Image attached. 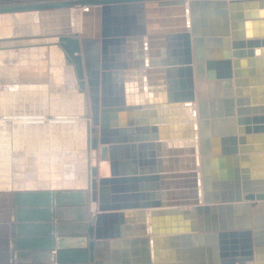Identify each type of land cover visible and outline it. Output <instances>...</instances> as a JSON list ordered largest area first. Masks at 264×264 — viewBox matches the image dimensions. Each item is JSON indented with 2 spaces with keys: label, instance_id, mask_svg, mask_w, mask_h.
I'll list each match as a JSON object with an SVG mask.
<instances>
[{
  "label": "water",
  "instance_id": "95a60500",
  "mask_svg": "<svg viewBox=\"0 0 264 264\" xmlns=\"http://www.w3.org/2000/svg\"><path fill=\"white\" fill-rule=\"evenodd\" d=\"M67 7L86 8L81 31L60 34L56 44L72 66L67 73H74L78 88L89 96L95 134L90 146L110 171L104 175L99 166H90L91 197L99 213L88 229V248L58 250L56 263L102 264L103 250L124 244L142 245L144 264H181L185 253L178 245L170 250V242L193 239L200 245L212 241L208 251L201 250V264H264V187L257 186L264 182V136L255 135L264 131V118L249 116L252 107L264 104V0H66L0 6V14H11L13 34L39 35V12ZM33 13H38L34 19ZM25 19L35 27L21 31ZM17 64L0 60L4 71L7 66L17 70ZM159 66L168 78L170 99L187 110L151 125L155 131L160 125L180 130L185 123L186 132L143 142L153 148L173 140L186 150L181 157L160 155L159 168L139 172L136 161L121 158L123 150L137 147L136 141L119 134L136 126L139 107L148 127L153 67ZM173 72L181 78L174 90ZM39 80H47L45 67ZM221 84L228 88L231 107L240 104L241 116V156L230 158L240 163L241 172L236 188L229 189L219 187L227 179L223 167L229 159L210 147L208 127ZM125 115L129 119H113ZM145 209H152L149 218Z\"/></svg>",
  "mask_w": 264,
  "mask_h": 264
},
{
  "label": "crops",
  "instance_id": "0c3cea01",
  "mask_svg": "<svg viewBox=\"0 0 264 264\" xmlns=\"http://www.w3.org/2000/svg\"><path fill=\"white\" fill-rule=\"evenodd\" d=\"M155 59H157V62L162 60L161 57H156ZM161 68L162 66L153 67L155 73H153L154 81L151 82L150 86L151 103H149V107L151 109L146 111L148 113V127L143 124L144 107H139L137 111L141 115L135 120L136 126L133 128H122L123 132L119 134L122 140L128 142H131V140L136 141L135 145L137 147L123 150L121 158L126 162L129 160L131 162L136 161V167L139 172L149 173L159 168L161 165L158 163L160 155L168 158L181 157L183 150H186L185 146L178 147L174 145L173 140L169 141V145L168 143L163 146L156 144L153 148L146 146L143 142L163 135L186 132L187 124L185 123L180 125L182 126L180 130L177 126L164 129L165 127L160 125L159 129L155 131L151 125L157 120L160 122L164 117H173L177 112L183 114L187 110L185 107L179 106L183 105V102L170 99L167 85L168 78L165 73L159 72ZM143 72L145 73V70ZM180 79V75L173 72L171 79H169L173 90L176 82H180ZM113 81L116 82V85H113L115 89L121 83L119 76H115ZM145 84L147 85V83ZM116 89L118 90L119 87ZM217 91H219V100L214 105L215 111L211 109V106L209 108L208 127L209 138L212 142L210 147H217L219 157L224 156L229 159L223 167L227 179L219 181V187L226 189L236 188L239 180V177L237 180V175L241 172L240 163L230 158H235L236 154L237 157H240V151L243 146L239 121L241 116L238 114L240 104L235 102L232 108L231 104L227 102L228 88L226 86L221 84L217 87ZM173 93L175 92L173 91ZM148 96V92L145 90L144 98L148 99ZM194 107L197 110L196 103H194ZM232 110L233 117L231 116ZM213 113L216 114V117L212 116ZM249 116L253 121L254 118H264V104L255 108L252 107ZM124 117L115 116L113 119L116 122L117 119H129L126 115ZM90 121L92 122V120ZM195 133L199 136L198 128ZM255 135L264 136V131H260ZM198 139L196 138V140ZM213 140H216L217 146L213 145ZM258 144H261V142H255V145ZM178 151L179 153H177ZM29 153L33 159L35 157L34 152ZM46 153V150L37 152V159L41 158L43 160L46 157ZM63 153L65 158L68 153H70L68 157L74 153L77 154V152L72 150H65ZM86 153L89 156L88 165L85 162L86 171L80 170L78 177L73 178V181H69L66 185H55L54 179H45V174L40 175L38 173L39 168L37 169L33 166L34 172L31 171L33 174L31 179L37 182L35 186L0 189V264H57L56 252L58 250L88 248V229L90 224L94 223V217L99 213L98 203L93 202L91 197L90 166H99L100 151H86L84 154L85 158ZM60 155L62 156L61 153ZM153 159L155 163H152ZM96 160L98 165H94ZM164 165L171 167L175 163L165 162ZM79 180H82L85 184H78ZM257 186L264 187V182ZM181 209L186 210L189 207ZM151 210H144L147 218H149ZM148 236L153 238L151 232H148ZM211 244L212 241L208 242L207 240L201 242L200 245L199 241L195 242L193 239H185L179 240L178 244L170 242L171 247L169 249H175V246L178 245L179 249L185 253V260L183 259L181 264H201L200 261L202 262V259L199 257L201 250L203 252L208 251L212 247ZM143 253L144 248L142 245L121 244L119 246H110L103 250L104 258L102 264H128L126 262L127 259L131 261L129 264H144ZM135 257H137V262L133 260Z\"/></svg>",
  "mask_w": 264,
  "mask_h": 264
},
{
  "label": "rangeland",
  "instance_id": "374dc122",
  "mask_svg": "<svg viewBox=\"0 0 264 264\" xmlns=\"http://www.w3.org/2000/svg\"><path fill=\"white\" fill-rule=\"evenodd\" d=\"M60 1H66V0H0V6L28 4V3H36V2L53 3ZM68 8L71 7H67L63 9H53V10L49 9L44 11L45 13L46 12L59 13L62 10L63 11L67 10ZM41 12L42 11H40V13ZM9 15H10L9 13L8 14L2 13L0 14V17L6 18ZM42 20L43 18L41 15L39 16L40 34L26 35V36L13 34L14 25L12 26L11 23L6 22V27L8 32L4 34L2 37H0V48L3 47L2 49H0V53H4V54L7 52L13 53L16 50L21 49L23 46H27V45H19L20 44L19 41H25L30 39L52 40L54 38H57V42H58V36L60 34L75 35L76 33H79L78 31H70V32L51 31L48 29L50 27L49 25H47L49 26L47 27L46 24L44 23L43 26ZM10 28L12 29L10 30ZM8 43L10 45H8ZM54 46L57 47L59 51L57 50V48H52ZM30 48L37 49L38 51H41L44 54L47 53V55L45 56L46 57L45 69L47 72V80L45 81V83L47 84V88L43 92L35 91L30 93L28 92L23 93V91L17 90L8 93L7 90H3L1 88V86L4 85V82H2V80L0 79V158L1 159L9 158L10 174L12 173L13 176L14 170L12 167L13 166L12 159L14 157L16 158L18 156L19 158V155L26 156V154L30 156L29 152H34L35 157H33L34 160L33 166H35L38 169L40 167L41 158L37 159L38 156L37 152L41 150H46L49 155L51 152H58L57 154L58 157L59 158L62 157V160L58 163V165L54 167L50 164L47 167H45L43 170L45 174L44 176L45 179H49V180L54 179L55 182H57L58 180L59 181L61 180V175L59 172L60 171L63 172V167L65 165L64 164L65 155L63 153L65 152V150L66 151L72 150L77 153H79L81 150L84 152L86 151L89 152L92 150L90 146L91 138L95 136V134H92L91 132V129L93 128V124L90 121L92 119L90 112L89 96L87 93L81 92L80 89L78 88L74 73L73 75L68 73L66 74L65 68L67 67L72 68V66L66 60L65 54L59 45H57L56 43L49 44L43 42L42 44L29 45L26 49H30ZM50 49L57 51L55 53V56L63 60V64L60 65L59 67V69H61V72L60 71L59 72L57 71V73L55 72L56 74L53 77L54 79H52V72H50V69L52 67L49 60ZM22 58L23 55H16L12 59L7 57L4 58L3 60H16L19 68L21 66L20 61ZM29 65L27 67H29ZM70 77L74 81L70 80L68 82L66 80V78H70ZM8 81L9 78L5 83L7 84ZM17 83L19 85L22 84L21 81H18ZM5 92H7L9 95ZM29 94L30 96H28ZM26 117L29 118L42 117V119L38 120L40 123H28L27 121L29 120H26L25 119ZM81 126H83V128ZM81 129H84V133L80 135ZM78 133L80 136L78 135ZM15 135L19 137L16 136L15 138ZM15 139L18 140L19 146L17 145L16 151L17 150L19 151V155H17L18 153L15 152V150L13 151L12 143L15 141ZM21 140L23 142H21ZM51 140L52 141L54 140V142H52ZM59 152L62 154V156L60 155ZM88 159L89 156L86 153L85 162L87 163V165H88ZM97 159L99 158L97 157ZM94 165H98L97 160ZM30 171H33V169L31 168ZM59 181L55 185L59 186L60 185Z\"/></svg>",
  "mask_w": 264,
  "mask_h": 264
},
{
  "label": "bare ground",
  "instance_id": "6f19581e",
  "mask_svg": "<svg viewBox=\"0 0 264 264\" xmlns=\"http://www.w3.org/2000/svg\"><path fill=\"white\" fill-rule=\"evenodd\" d=\"M85 9H86L85 7H71V8H68L67 10H64V11L62 10L59 13L58 12L57 13H47V12L45 13V11H42L41 13L39 12V16L42 15L43 26H44V23L46 24V26L49 25L50 27L49 26H47V27H49L48 29L51 31H59V32L78 31V32H80L81 26H82V12ZM35 14L36 13H33L32 19H34L35 17L38 16L37 15L38 13L36 15ZM6 22L11 23V25L13 26V24L11 22V14L6 18L0 17V37H2L4 34H6L8 32L7 27H6ZM33 26L35 27L34 22L31 23L29 20L25 19L24 25H21L20 27L22 29L21 31H23V30L28 31ZM11 29L12 28H10V30ZM47 40H50V39H30V40H25V41H19V43H20L19 45H35V44H42L43 42L49 43V44L57 43V38H54L50 41H47ZM8 45H10V44L8 43ZM52 48H57V47L54 46ZM57 50H58V48H57ZM56 52L57 51H54L51 49L49 51V55H50L49 60H50V63L52 65V67L50 69V72H52V79H54L53 77L55 76L57 71L61 72V69H59V67H60V65L63 64V60L60 59L59 57L55 56ZM16 55H23V58L20 61L21 66L19 68L17 67L18 68L17 70H15L13 66H8L6 71L2 70L0 67V79L2 80V82H4V85L6 87H8L6 89L7 92L9 93V92L17 91V90L23 91V93H25V92L30 93V92H35V91H39V92L45 91V89L47 88V84L44 83L43 81L39 80V79H41V71L46 65V63L44 65L42 62L45 61V59H46L45 56L47 55V53L44 54L41 51H38L37 49H34V48L33 49L32 48H30V49L21 48V49L14 51L13 53L12 52H10V53L7 52L5 54L0 53V60H3L4 58H7V57L12 59ZM24 55H26L28 57H26ZM31 56H33V58ZM35 56H37V57H35ZM28 65H29V67H27ZM22 68L24 69V72H23ZM65 72L67 74L66 69H65ZM3 75H5V76L3 77ZM8 78H9V81L6 84L5 82L7 81ZM23 79H24V81L25 80L26 81L23 82L22 81ZM33 80H36V81H33ZM18 81H21L22 84L19 85L17 83ZM7 92H5V93H7ZM26 95H27V93H26ZM28 96H30V94ZM76 102H77V100H76ZM25 119L29 120V121H27L28 123H40L38 120H41L42 117H32V118L26 117ZM64 121H67V120H64ZM81 127L83 128V126H81ZM56 133H57V131H56ZM79 133H80V131H79ZM79 133H78V135H79ZM83 133H84V129H81L80 135ZM16 136L17 135H15V138H16ZM17 137H19V136H17ZM21 142H23V141L21 140ZM52 142H54V140ZM17 145H18V140L15 139V141L12 143V147H13V151L15 150V152L18 153L17 155H19V151L18 150L16 151ZM84 153L85 152L81 150L80 153H77V154L74 153L73 154V155H75V157H73V155L68 157V155H70V153H68L66 155V158L64 160L65 165L63 167V172L62 171L59 172L61 175V180L59 181L60 185L63 186V185H66L69 181L70 182L73 181V178L78 177L80 170H82L84 172L86 171V163H85ZM57 154H58V152H51L50 155L48 153L45 154L46 157L40 161L41 163H40V167L38 170V173L40 175L44 174L43 170L48 165L51 164L54 167H56V165H58V163L62 160V157L59 158ZM79 154H80V156H79ZM33 162H34V160L27 154H26V156L25 155H22V156L19 155V158H18V156L16 158L14 157L12 159V164H13L12 167L14 170V172H13L14 174L12 176V173L10 174L9 158H7V159L6 158H2V159L0 158V189L19 188V187L21 188L24 186H35L37 184V182H35L33 179H31V176H33V174L30 171V169L33 168V164H34ZM99 168H100V171L103 172L104 175L109 174L110 170H109V164L107 162L99 163ZM57 182H55V183H57ZM78 184L83 185V184H85V182H82V180L81 181L79 180Z\"/></svg>",
  "mask_w": 264,
  "mask_h": 264
}]
</instances>
